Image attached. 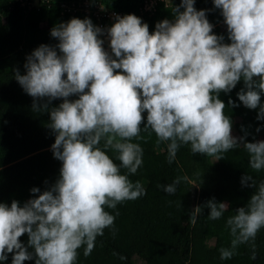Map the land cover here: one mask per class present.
<instances>
[{
    "label": "clouds",
    "instance_id": "clouds-1",
    "mask_svg": "<svg viewBox=\"0 0 264 264\" xmlns=\"http://www.w3.org/2000/svg\"><path fill=\"white\" fill-rule=\"evenodd\" d=\"M213 3L221 10L231 43L213 33L206 10H197L195 0H181L171 6L175 19L158 22L153 32L134 14L116 15L106 29L115 58L103 47L105 29L90 18L54 26L50 34L59 43L41 44L27 56L26 73L17 70L15 78L33 97V108L47 110L52 100L63 98L50 109L48 125L55 134L53 155L62 167L50 189L41 193L33 187L31 192L38 195L23 206L16 200L10 206L0 202V261L9 253L12 264L33 258L19 239L24 234L35 264H76L81 247L89 256L96 238L114 226L116 216L105 209L146 195L143 184L121 173L124 168L135 174L143 164V148L133 142L144 139L141 125L155 133L157 143L167 142L170 164L182 145L216 160L242 145L250 168L264 170V140L244 142L233 136L219 98L243 79L239 101L249 109L259 107L257 119H264V0ZM229 104L236 106L231 100ZM109 150L117 154L119 165ZM182 179L187 178L176 177L164 191L174 194ZM248 181L255 191L226 220L232 240L230 248L220 249L221 260L231 259L241 244L252 242L255 248L257 233L264 228V182L257 185L246 175L242 183ZM206 206L212 220L228 208L214 199ZM200 211L197 207L192 213L193 223Z\"/></svg>",
    "mask_w": 264,
    "mask_h": 264
},
{
    "label": "trees",
    "instance_id": "trees-1",
    "mask_svg": "<svg viewBox=\"0 0 264 264\" xmlns=\"http://www.w3.org/2000/svg\"><path fill=\"white\" fill-rule=\"evenodd\" d=\"M100 1L116 11H133L138 5V0ZM171 6L179 5L164 6L159 2L152 15L138 17L153 32L158 22L175 19ZM194 6L197 10H206L213 33L222 35L224 43H231L227 27L221 24L224 17L213 0H195ZM72 18L80 17L60 15L45 8L21 7L14 0H0V202L9 206L13 200L23 206L38 195L31 192L33 187L42 193L59 178L62 161L53 155L51 146L55 134L48 125L50 109L58 107L63 98L52 100L47 110L34 109L33 97L23 90L15 72L26 73L27 56L41 44L55 47L59 41L51 36V29ZM244 87L241 79L229 93H219L226 105L225 114L232 122V135L243 137L244 142L264 140V119H257L259 107L249 109L239 101L237 93ZM229 100L236 106L229 104ZM46 102L45 98L37 103L42 106ZM260 103L264 105V93ZM143 116L146 123L147 112ZM141 136L143 140L133 142L143 148L142 166L135 174L127 173L124 168L121 173L127 174L133 183L143 184L146 195L124 201L116 209L106 208L116 216L114 226L96 238L89 256H84L83 247L78 249L76 264H133L136 251L144 255L143 264H264V228L257 233L255 248L252 242L241 244L231 259H220V249L231 246L227 218L237 208L246 206L255 191L248 186L251 181L242 183L243 178L251 175L257 185L264 182V170L257 172L250 168L246 149L241 145L220 153L222 158L216 160L214 156L193 154L190 145H182L170 164L167 142L157 143L155 133L151 129L145 131L143 125ZM107 154L120 164L114 151L109 150ZM215 164L217 168L213 167ZM178 176L187 179L181 180L174 194L166 193L163 186L173 183ZM212 199L228 206L219 220L208 217L210 209L206 205ZM197 207L201 211L193 223L191 216ZM19 239L33 253V258L23 264H35V252L28 246L27 234ZM7 256L0 264H12L13 253Z\"/></svg>",
    "mask_w": 264,
    "mask_h": 264
},
{
    "label": "built area",
    "instance_id": "built-area-1",
    "mask_svg": "<svg viewBox=\"0 0 264 264\" xmlns=\"http://www.w3.org/2000/svg\"><path fill=\"white\" fill-rule=\"evenodd\" d=\"M162 3L164 6L170 4L180 5L181 0H138L137 8L133 11H116L115 9L107 7L100 0H14L15 4L21 7H28L29 9L55 10L60 15H76L80 18H90L94 25L105 29L101 39L104 40V49L112 55L110 48V41L107 37L106 29L111 27L115 22V16H124L127 14H134L136 16L152 15L155 11L156 5Z\"/></svg>",
    "mask_w": 264,
    "mask_h": 264
},
{
    "label": "rangeland",
    "instance_id": "rangeland-1",
    "mask_svg": "<svg viewBox=\"0 0 264 264\" xmlns=\"http://www.w3.org/2000/svg\"><path fill=\"white\" fill-rule=\"evenodd\" d=\"M221 24H222V26L227 27L225 22H222ZM213 167L217 168V165L215 164ZM144 258L145 257L143 254H141L139 251H136V253L132 257L133 264H143Z\"/></svg>",
    "mask_w": 264,
    "mask_h": 264
}]
</instances>
